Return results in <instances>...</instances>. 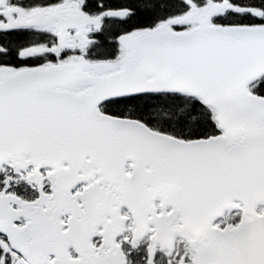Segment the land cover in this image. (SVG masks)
Instances as JSON below:
<instances>
[{
    "label": "snow or ice",
    "instance_id": "snow-or-ice-1",
    "mask_svg": "<svg viewBox=\"0 0 264 264\" xmlns=\"http://www.w3.org/2000/svg\"><path fill=\"white\" fill-rule=\"evenodd\" d=\"M0 264H264V0H0Z\"/></svg>",
    "mask_w": 264,
    "mask_h": 264
}]
</instances>
